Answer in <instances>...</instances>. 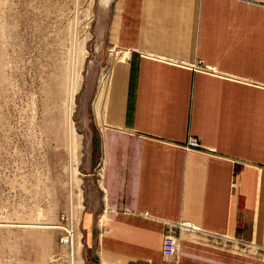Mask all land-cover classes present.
<instances>
[{"label": "crops", "instance_id": "1", "mask_svg": "<svg viewBox=\"0 0 264 264\" xmlns=\"http://www.w3.org/2000/svg\"><path fill=\"white\" fill-rule=\"evenodd\" d=\"M113 47L84 264H264V0H120Z\"/></svg>", "mask_w": 264, "mask_h": 264}, {"label": "rangeland", "instance_id": "2", "mask_svg": "<svg viewBox=\"0 0 264 264\" xmlns=\"http://www.w3.org/2000/svg\"><path fill=\"white\" fill-rule=\"evenodd\" d=\"M119 1L0 0V264H84Z\"/></svg>", "mask_w": 264, "mask_h": 264}, {"label": "built area", "instance_id": "3", "mask_svg": "<svg viewBox=\"0 0 264 264\" xmlns=\"http://www.w3.org/2000/svg\"><path fill=\"white\" fill-rule=\"evenodd\" d=\"M186 146L188 148L192 149H202V146L200 142L196 138H190L189 141L187 142ZM189 227L193 228L192 225L186 222H181L180 224H167L165 232L163 234V239H162V253L165 256H173L176 254L178 250V239H177V229L180 227Z\"/></svg>", "mask_w": 264, "mask_h": 264}, {"label": "bare ground", "instance_id": "4", "mask_svg": "<svg viewBox=\"0 0 264 264\" xmlns=\"http://www.w3.org/2000/svg\"><path fill=\"white\" fill-rule=\"evenodd\" d=\"M71 86V85H70ZM70 97V96H69ZM69 99V98H68ZM71 101H72V96H71V99H70ZM71 104V103H70ZM70 109V108H69ZM70 111V110H69ZM70 143V142H69ZM73 235H74V233H72V231L70 232V240H71V252L73 253V251H74V242H73V240H75L74 238H73ZM74 254V253H73ZM73 254H72V256H73ZM73 258V257H72Z\"/></svg>", "mask_w": 264, "mask_h": 264}, {"label": "trees", "instance_id": "5", "mask_svg": "<svg viewBox=\"0 0 264 264\" xmlns=\"http://www.w3.org/2000/svg\"><path fill=\"white\" fill-rule=\"evenodd\" d=\"M83 250H84V252L87 250V247H86V244L85 243H84ZM85 256H86V259H87V255H85Z\"/></svg>", "mask_w": 264, "mask_h": 264}]
</instances>
